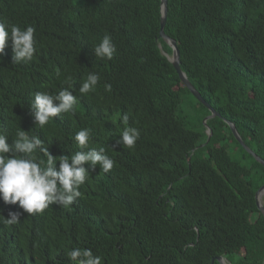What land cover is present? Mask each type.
I'll return each instance as SVG.
<instances>
[{
  "label": "trees",
  "instance_id": "trees-1",
  "mask_svg": "<svg viewBox=\"0 0 264 264\" xmlns=\"http://www.w3.org/2000/svg\"><path fill=\"white\" fill-rule=\"evenodd\" d=\"M160 19L161 0H0V20L34 27L36 48L31 61L13 63L9 41L0 57V130L9 142L18 128L37 135L55 157L81 150L74 135L88 128L89 147L115 162L107 173L86 163L91 175L67 208L28 214L0 200L5 218L20 213L18 223L0 224V264H75L67 256L75 248L102 264H211L218 256L264 264L255 198L264 165L227 123L264 159V0H168L164 31L177 41L181 69L220 114L206 123L210 110L164 54L172 48ZM105 35L111 60L94 53ZM89 72L100 81L82 95ZM67 77L75 113L39 128L35 93L66 88ZM127 126L140 133L132 148L116 145Z\"/></svg>",
  "mask_w": 264,
  "mask_h": 264
},
{
  "label": "clouds",
  "instance_id": "clouds-1",
  "mask_svg": "<svg viewBox=\"0 0 264 264\" xmlns=\"http://www.w3.org/2000/svg\"><path fill=\"white\" fill-rule=\"evenodd\" d=\"M34 33L35 28L32 26L21 28L0 20V57L11 41L13 63L31 61L36 51ZM115 51V45L108 35L94 47L96 57L108 60L113 58ZM57 75L60 73L57 72ZM71 79L67 77L68 87L57 92L35 93L31 109L34 110L36 126L43 129L59 114L75 113L77 96L70 91L73 88ZM99 81L100 76L97 73L89 72L81 82L79 93L85 95L94 92ZM104 88L105 91H111V85L105 84ZM128 119L127 115L122 118L125 123ZM139 135L136 127L127 126L120 131L116 145L132 148ZM74 140L81 150L72 155L54 157L37 135L18 128L15 137L9 142V136L0 130V200L5 204L18 203L19 208L28 214L41 213L53 204L66 208L71 206L76 198L81 196L79 189L91 175L84 167L86 163L92 171L99 166L105 173L110 171L115 163L106 154L105 148L89 147L90 129L84 128L76 132ZM19 216L20 213L9 211L8 218H5L0 210V224L14 225L19 222ZM67 256L75 264H102L101 257L94 256L91 249L75 248L69 251Z\"/></svg>",
  "mask_w": 264,
  "mask_h": 264
},
{
  "label": "water",
  "instance_id": "water-1",
  "mask_svg": "<svg viewBox=\"0 0 264 264\" xmlns=\"http://www.w3.org/2000/svg\"><path fill=\"white\" fill-rule=\"evenodd\" d=\"M167 13H168V0H161V19H160V36L167 42V44L172 48V54L168 55L166 53H164L168 60L173 64L175 70L177 71L179 78L181 79V81L184 83V85L191 91V93L201 102L203 103L206 107H208V109L210 110V115L207 116L204 119V122L206 123V121L210 118H213L215 116H220V114L214 109L212 108V106H210L202 97V95L196 90V88L192 85V83L190 82V80L188 79L186 73L181 69V65H180V52L178 49V45H177V41L168 36L164 29H165V25H166V20H167ZM227 121V120H225ZM227 123L229 124V126L232 129V132L235 136V138L238 140V142L251 154H253V156L264 165V159H262L261 157L257 156L244 142V140L242 139V137L240 136V134L237 132L235 126L233 123L227 121ZM210 132V129H209ZM263 195V196H262ZM264 185H262L255 194V198H256V204L258 209L264 214ZM217 260L220 264H231L230 262L227 261L226 258H224L223 256H218L214 259H212L211 264H213V261Z\"/></svg>",
  "mask_w": 264,
  "mask_h": 264
},
{
  "label": "rangeland",
  "instance_id": "rangeland-1",
  "mask_svg": "<svg viewBox=\"0 0 264 264\" xmlns=\"http://www.w3.org/2000/svg\"><path fill=\"white\" fill-rule=\"evenodd\" d=\"M189 99H191V98H189ZM186 103H187V102H186ZM194 103H195V102H194ZM187 104H188V103H187ZM187 104H185L184 108L187 106ZM192 111H193V110H192ZM194 112H195V111H194ZM191 115L194 116L195 114L192 113ZM196 115H197V116H196V118H195L194 120L198 121L199 113H196ZM195 126H197V125H195ZM197 127H198V126H197ZM197 127H196V128H197ZM263 199H264V197H263ZM253 218H255V216H253Z\"/></svg>",
  "mask_w": 264,
  "mask_h": 264
},
{
  "label": "bare ground",
  "instance_id": "bare-ground-1",
  "mask_svg": "<svg viewBox=\"0 0 264 264\" xmlns=\"http://www.w3.org/2000/svg\"><path fill=\"white\" fill-rule=\"evenodd\" d=\"M263 196V195H262Z\"/></svg>",
  "mask_w": 264,
  "mask_h": 264
}]
</instances>
